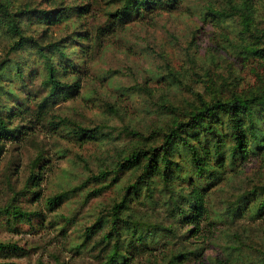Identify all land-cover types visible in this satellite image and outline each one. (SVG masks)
Masks as SVG:
<instances>
[{
    "label": "rangeland",
    "instance_id": "obj_1",
    "mask_svg": "<svg viewBox=\"0 0 264 264\" xmlns=\"http://www.w3.org/2000/svg\"><path fill=\"white\" fill-rule=\"evenodd\" d=\"M13 1L67 12L46 25L35 21L34 11L20 16L25 33L45 51L56 43V77L77 79L79 87L71 96L55 95L37 119L34 110L47 85L36 44L7 52L12 38L0 32V115L21 131L15 139L0 138V205L12 189H21L15 203L25 210L20 218L0 214V241L15 245L0 249V264H264V195L231 204L240 192L264 184V145L257 148L251 137L244 158L232 153L227 118L219 111L210 117L227 132L216 154L224 158L220 169L211 150L208 170L196 172L175 136L159 147L174 122L199 108L193 92L210 101L264 83V59L245 58L242 51L250 37L233 7L242 1L180 0L168 7L158 0L161 5L150 8L132 0L117 17L108 13L124 0ZM251 2V20L263 29L264 0ZM57 117L101 131L76 141L68 125L50 127ZM245 127L249 136L247 120ZM201 128L180 133L196 135L200 148L213 140ZM137 148L147 151L145 157L125 160ZM38 152L40 179L30 192L24 185ZM154 160L158 170L142 181ZM170 172L172 192L162 183ZM190 183L206 188L195 227L173 213V199L188 210L179 189L186 192ZM58 192H64L61 199L46 205ZM119 200L113 219L112 203Z\"/></svg>",
    "mask_w": 264,
    "mask_h": 264
},
{
    "label": "trees",
    "instance_id": "obj_2",
    "mask_svg": "<svg viewBox=\"0 0 264 264\" xmlns=\"http://www.w3.org/2000/svg\"><path fill=\"white\" fill-rule=\"evenodd\" d=\"M137 4H140L142 7H156L161 5V2L158 0H135ZM180 0H162L163 5H170L168 7H172L176 5ZM239 6H233L236 10V13L239 15V21L242 25V29L248 33L250 37V41L246 43L242 51L244 52L245 58H257L264 59V28L261 29L255 25V23L251 20L250 11L253 9V5L251 0H240ZM133 3L132 0H124L122 5L118 8H115L113 11L108 14L113 17L120 16L122 12L127 8V6ZM33 7V6H32ZM30 6H25V4H15L13 0H0V28L4 34L7 33L11 36L12 40L7 46L6 51H16L27 47L29 44H36V54L42 60V66L44 68V83L47 85V92L38 100L35 107V115L37 119H41L44 115V112L49 107L52 101H54V96L58 93L73 95L79 87V81L76 79L71 82H65L63 80H59L55 75V61L53 59L54 52L57 51L56 43L51 44V48L47 49L46 52L42 44H37L38 41L36 37L31 34H26L24 31V23L21 21V13H31L34 11L36 14L38 21L42 24H53L60 21L63 17L67 16V12L59 10L57 6L50 8H42L35 10ZM78 12L85 13V7L81 6ZM49 43V42H48ZM47 44V43H46ZM45 44V45H46ZM2 61H0V66H2ZM17 66V65H16ZM15 67V66H14ZM3 66L0 67V81L3 80ZM17 69V68H16ZM196 96L197 101L199 103V108L190 114L184 121H177L169 127L167 132H164V138L161 146L166 145L168 141H170L171 137L175 136L179 139V142L189 150L191 158L193 160L194 168L196 172L207 171L209 166L206 164V160L209 159L211 155V150L215 152V161L214 165L218 168L222 166L224 158L222 156H217L218 152H220L219 145L223 143V138L227 135V132H219L215 125L218 120L217 117L211 119V115H215L219 111H223L226 116V125L230 128V133L228 135L232 139V144L230 148H232L231 152H236L240 158H244L247 152L250 150V144H248L249 138L252 137L253 145L257 148L261 145H264V130H261L257 124L262 123L264 125V83L255 88L249 89L246 92H231L227 96H214L212 100L207 101L203 97H201L200 93L193 92ZM15 107L13 104L9 107L10 112L12 113V109ZM245 120H247L250 135L247 136V128L245 127ZM48 124H50L53 129L60 127L65 128L66 125L68 130L70 131V135L74 137L76 141H84L86 139H91L96 137L98 133H100V127L96 126H83L77 123H73L68 121L67 119L57 117L56 120H49ZM199 125L203 130L209 132L213 140L207 142L206 145H201L200 148L194 144L196 141V135L193 133L197 132L192 129L194 126ZM191 130L192 134H188L185 132L184 135L180 133V129ZM185 130V131H186ZM20 126H10L7 124L6 119L0 115V138H8L11 137L13 139L17 138L20 134ZM194 139V140H192ZM201 151V156L198 152ZM263 151V150H260ZM146 150L137 148L126 156L125 160H137L139 157L146 155ZM151 157V156H150ZM163 161V165L168 163V156L163 153L161 156ZM40 164V152H38L30 161L29 172L26 177L24 190L33 191L31 189L32 186L38 185L37 180L40 179L39 170H35V166ZM149 164H147L148 166ZM158 170V166L155 164V160L151 163L149 167H145L141 172L142 181H144V177L150 173ZM220 169V168H219ZM164 173V172H163ZM163 185L167 188L169 192H172L173 186H170L168 180L172 178V173L163 174ZM175 175V174H174ZM29 182V183H28ZM189 186V189L183 192L182 189H179L181 193V198L188 200L189 207L188 210L179 205V200L173 199V213L178 217V222L181 224H190L193 227L198 225V219L202 216L204 210L203 204V195L205 192V187H200L198 185L192 184ZM21 189L15 190L12 189V194L9 196L3 204L0 205V214L9 215L13 218H20L25 210L21 208L20 205L15 203L16 198L19 197ZM263 194L264 195V184H254L250 186L247 190L240 192L236 198L231 201L232 206L236 205L238 201L241 199H245L246 197H250L254 194ZM64 195V192H58L52 196L46 198V205H50L51 203H55L59 201L61 197ZM172 199V198H171ZM260 203V202H259ZM258 203V205H259ZM121 204V200L118 202L112 203V218H116L117 207ZM9 246H15L10 242H1L0 241V249L8 248ZM122 264H126L125 259H120Z\"/></svg>",
    "mask_w": 264,
    "mask_h": 264
}]
</instances>
